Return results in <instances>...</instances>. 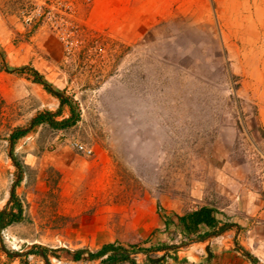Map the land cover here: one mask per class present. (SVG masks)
Wrapping results in <instances>:
<instances>
[{
    "label": "rangeland",
    "instance_id": "rangeland-1",
    "mask_svg": "<svg viewBox=\"0 0 264 264\" xmlns=\"http://www.w3.org/2000/svg\"><path fill=\"white\" fill-rule=\"evenodd\" d=\"M130 1L0 0V212L16 213L13 190L22 209L0 230V264H101L88 255L106 244L135 264H264V0L152 23ZM4 65L37 70L76 124L32 127L59 100ZM202 206L222 232L187 239L175 216Z\"/></svg>",
    "mask_w": 264,
    "mask_h": 264
},
{
    "label": "trees",
    "instance_id": "trees-1",
    "mask_svg": "<svg viewBox=\"0 0 264 264\" xmlns=\"http://www.w3.org/2000/svg\"><path fill=\"white\" fill-rule=\"evenodd\" d=\"M1 56V53H0ZM5 67V65H4ZM5 71L8 73L18 74V75H29L32 78V81L38 85H40L47 93L51 94L52 96L56 97L59 100V107L55 113L45 112L40 113L35 117L32 123L33 126L40 125L42 123H47L53 129H64L76 124L79 119L78 113L75 111V107L73 104L68 100V98L64 97L61 92L52 87L50 83H48L43 76L34 68L23 66L19 68H8L5 67ZM64 106H68L69 108V117L62 119L60 121H56L55 117L59 116L61 110ZM30 131L28 130H15L9 136V143H10V152L9 155L13 160V163L16 167H18L17 162L13 158V145L14 143L27 134ZM19 183L17 180L15 186ZM14 201V206L16 207V213L11 212H0V230L13 222H17L21 220L22 209L18 201H16L14 197V190L11 192V197ZM217 213L216 208L202 206L194 211L186 213L184 215H176V226L180 228V233L187 239L196 238L197 240H202L205 237L216 234L215 231L219 230L223 227H218L219 220L215 217ZM163 224L165 228H168L169 224L174 220L172 216L166 215L162 216ZM222 232V229L218 231V233ZM240 250V247L237 246ZM161 249H168L167 245H160L153 249L154 251H159ZM83 251L79 250L73 254L74 260H79ZM110 253V254H108ZM108 254V255H107ZM247 258L250 260L252 264H257V259L248 253H244ZM45 255V251L43 250L42 254ZM89 258H100L106 256L105 259H102L101 264H115L119 261H128L131 264H135L134 261L129 259L128 251L121 249L119 247H115L113 244H106L103 245L96 253H90ZM165 256H162L158 259H148L147 264H158L161 259ZM176 260V256L173 257Z\"/></svg>",
    "mask_w": 264,
    "mask_h": 264
},
{
    "label": "crops",
    "instance_id": "crops-1",
    "mask_svg": "<svg viewBox=\"0 0 264 264\" xmlns=\"http://www.w3.org/2000/svg\"><path fill=\"white\" fill-rule=\"evenodd\" d=\"M125 2L127 3H131L130 0H119V6H118V11L120 13V11L124 10L125 8H127L128 10L130 9L129 7L125 6ZM142 2L145 4V10L143 12V17L149 18L150 22L152 23L153 20L155 19H161V18H166L168 16H171L173 14L176 15H180V14H184L185 10L186 12H190L191 14H194L192 12H194V8L196 9H200L201 7L203 8H208L207 4H208V0H142ZM188 2V4H187ZM141 4L140 6L144 5ZM195 9V10H196ZM131 14L133 16L136 15V11L133 12H128V16H131ZM150 23V24H151ZM147 23H145L144 25H146ZM143 25V23H141V26ZM263 111L261 113H264V109H262ZM256 215L257 212L253 211L252 215ZM258 216L262 219H264V209L261 210L258 213ZM215 217L219 220V226L222 224V219L220 217H218L217 213L215 215ZM257 236H262L259 234H256ZM263 237V236H262ZM210 249H207V253H210ZM236 253V252H235Z\"/></svg>",
    "mask_w": 264,
    "mask_h": 264
},
{
    "label": "built area",
    "instance_id": "built-area-1",
    "mask_svg": "<svg viewBox=\"0 0 264 264\" xmlns=\"http://www.w3.org/2000/svg\"><path fill=\"white\" fill-rule=\"evenodd\" d=\"M69 143L71 147L78 153H81L87 157H91L93 155L92 149L88 148L86 145L82 144L81 142L77 140H71L69 141Z\"/></svg>",
    "mask_w": 264,
    "mask_h": 264
},
{
    "label": "bare ground",
    "instance_id": "bare-ground-1",
    "mask_svg": "<svg viewBox=\"0 0 264 264\" xmlns=\"http://www.w3.org/2000/svg\"><path fill=\"white\" fill-rule=\"evenodd\" d=\"M59 264V263H58Z\"/></svg>",
    "mask_w": 264,
    "mask_h": 264
}]
</instances>
